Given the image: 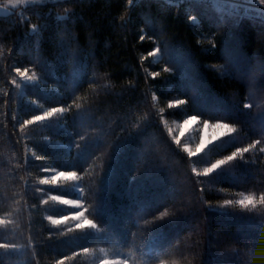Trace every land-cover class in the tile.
<instances>
[{
    "label": "trees",
    "instance_id": "obj_1",
    "mask_svg": "<svg viewBox=\"0 0 264 264\" xmlns=\"http://www.w3.org/2000/svg\"><path fill=\"white\" fill-rule=\"evenodd\" d=\"M217 7L50 0L0 14V264H89L104 248L141 264H264V22ZM43 107L60 117L29 121ZM185 115L236 130L189 155L162 118ZM49 164L79 174L92 225L50 218L72 210L51 194L77 191L43 180Z\"/></svg>",
    "mask_w": 264,
    "mask_h": 264
},
{
    "label": "rangeland",
    "instance_id": "obj_2",
    "mask_svg": "<svg viewBox=\"0 0 264 264\" xmlns=\"http://www.w3.org/2000/svg\"><path fill=\"white\" fill-rule=\"evenodd\" d=\"M50 0H0V14L10 12L11 10L24 7L28 4L35 2H45ZM216 4L217 9H230L234 11L239 16H250L244 15L239 12L234 7H228L227 5L217 3L216 1H211ZM251 17V16H250ZM254 18V16H252ZM264 22V19L258 18ZM191 20L197 21L196 17L192 16ZM237 21H240L238 16ZM234 49L237 50L233 46ZM232 51V50H231ZM20 74L25 81L36 80L35 76L26 70H20ZM168 104L177 105L176 101L169 102ZM180 104V103H179ZM161 108V107H160ZM162 111V108L160 109ZM61 113L59 109L43 107V111L32 118L29 121L35 119H45L51 116L60 117ZM166 125V128L171 134V137L179 143V148L183 149L189 155H203L210 147L215 145L222 138H226L234 130H236L233 124H229L223 121H211L201 119L193 115H185L179 119H173L168 117H162ZM28 121V120H27ZM243 150L236 151L235 154H239ZM234 154L216 158L207 164L194 165V170L196 174H207L221 168L229 159L233 158ZM45 174L42 176L43 180H48L50 182H57L63 186L69 184L77 191L76 197L64 196L61 194H51L54 200H58L69 205L72 210L68 215L61 216H50V218L56 223H63L66 225L79 227V226H90L92 221L85 214L84 206L82 200L79 196L80 194V176L76 171L73 170H62L53 165H48L45 168ZM238 203H249L254 201L251 196L242 194L237 196L235 199ZM89 264H141L130 262L124 253L116 249H100L91 250L88 257ZM165 264V263H164Z\"/></svg>",
    "mask_w": 264,
    "mask_h": 264
},
{
    "label": "built area",
    "instance_id": "obj_3",
    "mask_svg": "<svg viewBox=\"0 0 264 264\" xmlns=\"http://www.w3.org/2000/svg\"><path fill=\"white\" fill-rule=\"evenodd\" d=\"M234 7L244 15L264 19V0H209Z\"/></svg>",
    "mask_w": 264,
    "mask_h": 264
}]
</instances>
